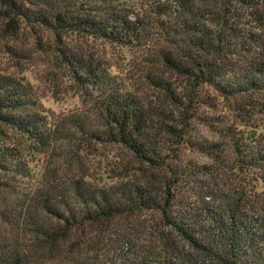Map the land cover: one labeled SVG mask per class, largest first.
I'll use <instances>...</instances> for the list:
<instances>
[{"label": "trees", "instance_id": "obj_1", "mask_svg": "<svg viewBox=\"0 0 264 264\" xmlns=\"http://www.w3.org/2000/svg\"><path fill=\"white\" fill-rule=\"evenodd\" d=\"M0 48V264H264V0H0Z\"/></svg>", "mask_w": 264, "mask_h": 264}, {"label": "rangeland", "instance_id": "obj_2", "mask_svg": "<svg viewBox=\"0 0 264 264\" xmlns=\"http://www.w3.org/2000/svg\"><path fill=\"white\" fill-rule=\"evenodd\" d=\"M71 42H74V38H70ZM97 50L103 54L106 58H109L113 62L120 64V68L126 72L131 69V63L135 59L134 51L127 48H119L116 46H110L104 43H97ZM2 50L0 48V62L4 63L5 57H3ZM40 57L45 58V62L42 59H36L34 62L28 61V70L23 73V77L26 83L31 86L33 92V99L38 101L40 106L53 113V114H66L68 112L77 110L81 106V99L79 94L73 92L71 87L68 86V81L64 80L59 69L55 68L52 61H46L49 56L45 53ZM49 71H53V74H57V79L62 83L53 84V80L48 75ZM57 92V93H56ZM56 95L58 96L56 98ZM41 113V112H40ZM39 113V115H40ZM194 135L211 139V134L201 125H195L193 132ZM186 158L195 161L200 164L208 163V159L201 157L198 154L186 152Z\"/></svg>", "mask_w": 264, "mask_h": 264}]
</instances>
